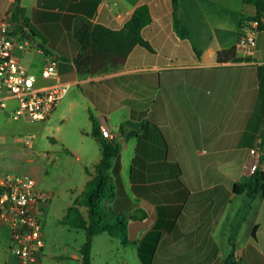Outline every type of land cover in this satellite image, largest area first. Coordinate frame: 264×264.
Returning <instances> with one entry per match:
<instances>
[{"label":"crops","instance_id":"crops-1","mask_svg":"<svg viewBox=\"0 0 264 264\" xmlns=\"http://www.w3.org/2000/svg\"><path fill=\"white\" fill-rule=\"evenodd\" d=\"M19 1L23 31L16 30L13 22L10 29L31 45H17L14 53L37 76V86L57 82L43 76L50 59L57 61L60 81L69 85L43 122L52 125L69 120L71 113L81 114L76 130L82 143L74 149L73 169L65 151H47L45 159L33 143L11 148L38 158L50 176L66 172L63 189L78 192L75 199L91 178L86 168L93 172L102 157L93 135L94 120L99 132L105 123L114 134L110 140L121 144L111 169L121 190L117 185L110 206L115 204L128 215L131 242L123 246L132 245L139 264H225L233 243L237 260L264 264V256L252 254L264 223L255 221V236L240 240L238 220L246 191L235 189L252 175L251 149L259 148L264 160L258 78V65L264 63V30L252 52L237 47L241 24L255 15L254 8L243 0H179V17L190 30L184 37L176 26L172 0ZM143 5L152 20L142 34L152 49L137 45L119 66L79 73L74 64L80 50L74 36L76 17L120 29ZM14 7L12 0H0V19ZM234 48L238 57L250 60H219L220 51ZM16 106L10 98L0 109L12 114ZM89 138L94 142L85 140ZM100 234L94 236L93 248ZM48 256L53 255L44 247L42 264ZM73 257L81 260L76 253ZM116 259V264H126V252ZM14 262L9 234L0 230V264Z\"/></svg>","mask_w":264,"mask_h":264},{"label":"trees","instance_id":"trees-1","mask_svg":"<svg viewBox=\"0 0 264 264\" xmlns=\"http://www.w3.org/2000/svg\"><path fill=\"white\" fill-rule=\"evenodd\" d=\"M247 5L254 8L255 15L250 19H258L259 29L264 30V0H243ZM20 1L16 0L13 9L12 22L16 30H22L23 9ZM175 11V21L178 31L184 37L190 36V30L183 24L179 17V0H172ZM152 20L149 8L145 5L138 7L132 17L120 29H113L101 23H94L86 17L77 16L74 25V36L80 44V50L74 58V64L77 71L81 74L94 73L99 70L116 67L126 62L129 54L137 45L152 49L150 43L142 34L143 28ZM233 59L234 61L250 60V57H238L236 50L229 49L219 52V60L225 61ZM258 78L260 85V94L262 99V110L264 114V63L258 65ZM93 135L98 139L102 157L94 164L93 172L89 167L86 171L91 176L87 182L85 190L74 199L69 206L67 213L61 219V223L83 229L86 232V240L80 249L81 264H91L92 247L94 236L100 233H108L110 236L119 239L122 244L128 245L131 240L128 233V215L116 209V206H110L113 201L116 189H120V183L115 181L111 172L113 161L121 151V144L115 140L103 137L94 120ZM71 168H74V155L70 150H65ZM45 159H47L45 157ZM47 181L43 184H49L53 187L60 186L66 188L65 182L68 180L66 172H58L50 176L46 169ZM33 178L38 186L35 177ZM241 188V192L246 191V203L244 211L246 212L252 205V201L261 191L264 194V170L259 167L252 173L248 182L236 186V191ZM45 190H49L44 188ZM255 236V232H253ZM235 244L233 243L232 252L225 264H242L234 255Z\"/></svg>","mask_w":264,"mask_h":264},{"label":"built area","instance_id":"built-area-1","mask_svg":"<svg viewBox=\"0 0 264 264\" xmlns=\"http://www.w3.org/2000/svg\"><path fill=\"white\" fill-rule=\"evenodd\" d=\"M15 4L16 0H12ZM13 10L5 12L0 19V107L8 105V99L14 98L17 106L12 113L16 121H44L58 107L67 93L68 84L58 77L57 61L50 59L43 70L46 78L55 77L57 82L51 86L36 85L37 76L31 73L19 57L14 47L25 48L31 45L27 39L14 34L10 25ZM258 19L242 22L238 49L252 52L257 46L260 31ZM100 134L114 138L107 124L100 126ZM32 137L23 138L24 145L30 147ZM250 171L255 172L264 163L259 148L251 149ZM48 157V153L43 154ZM49 202V191L38 186L35 180L26 175L6 174L0 177V230L9 234L10 249L15 256L14 264H42L45 247L44 221Z\"/></svg>","mask_w":264,"mask_h":264},{"label":"rangeland","instance_id":"rangeland-1","mask_svg":"<svg viewBox=\"0 0 264 264\" xmlns=\"http://www.w3.org/2000/svg\"><path fill=\"white\" fill-rule=\"evenodd\" d=\"M70 116L69 120L59 119L50 125L43 121H16L12 118V114H7L5 110L0 109V152L6 148L9 149L0 153V177L6 174L31 175L36 178L39 184H44L47 181L44 163L21 149L11 147L23 145L22 139L31 136L33 148L37 151L43 153L52 150L63 152L68 146L74 155V149L78 146L81 147L82 143L76 130L77 120L82 116L79 114L74 117V113H71ZM53 138L57 141L54 142ZM85 140L94 142L92 138ZM86 145L87 142L83 144L84 147ZM57 187L49 190L48 207L42 216L45 253L53 255L48 256L49 259H45V264L48 263V260L49 264H81V260L74 258L73 255L74 253L81 255L80 249L86 240V232L83 229L61 223V219L67 213L69 206L73 204L74 197L78 192H75L74 189H59L61 186ZM241 213L238 228L242 227L240 240H243L244 243L253 235L255 221L261 220L264 223V194L260 191L252 201L251 207L246 212L242 208ZM261 230L264 229L259 230L260 241L256 239L252 249L254 258L264 256V231ZM121 243L111 238L107 233L98 235L95 247H92V264H116V258L119 255L123 257L124 251L128 260L126 264H139L134 256L132 245L125 249ZM241 263L245 264L243 260Z\"/></svg>","mask_w":264,"mask_h":264}]
</instances>
